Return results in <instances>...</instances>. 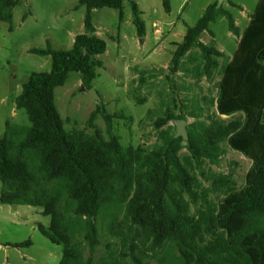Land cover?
<instances>
[{
  "label": "trees",
  "instance_id": "trees-1",
  "mask_svg": "<svg viewBox=\"0 0 264 264\" xmlns=\"http://www.w3.org/2000/svg\"><path fill=\"white\" fill-rule=\"evenodd\" d=\"M123 1L78 0L86 7L85 32L76 36L72 49L31 50L51 57L52 68L31 74L16 99L29 124L8 121L0 137V202L42 208L51 223L39 230L63 246L60 264H264V0H259L243 34L218 2L187 28L170 71L184 70L197 81L205 76L213 82L224 56L214 42H202L212 23L226 17L240 41L221 69L216 98L206 101L209 110L215 108L210 123L201 120L202 100L188 105L173 98L174 105L153 121L159 136L152 148L123 145L114 133V119L131 117L110 114L103 104L90 124L102 115L109 139L69 132L55 102L56 89L71 73L80 74L86 90L93 88L107 51L93 12L122 11ZM128 1L143 38V12L135 0ZM19 3L0 0V22L12 25ZM164 8L171 11L169 0ZM189 117L195 121L187 127L189 144L183 146L182 138L175 137L176 127L162 128ZM225 145L252 161L242 188L231 176L205 173L206 165H221ZM183 150L189 154L182 155ZM31 245L30 240L7 244Z\"/></svg>",
  "mask_w": 264,
  "mask_h": 264
},
{
  "label": "rangeland",
  "instance_id": "rangeland-1",
  "mask_svg": "<svg viewBox=\"0 0 264 264\" xmlns=\"http://www.w3.org/2000/svg\"><path fill=\"white\" fill-rule=\"evenodd\" d=\"M143 12L146 35L140 37L133 22L131 4L123 1L121 10L96 9L93 23L99 37L107 43V51L101 56L104 67L92 86L110 113H123L127 118L114 119V133L125 146L145 145L152 148L158 142L159 131L153 121L169 105L173 98L188 105L202 100L205 112L201 118L210 123L215 108L207 107V99L216 98L221 69L231 60L238 47V37L230 32L229 22L220 16L202 36L205 44L215 43L224 52L213 82L204 76L197 81L184 70L170 71L173 55L183 41L187 28L197 24L208 6L218 0H169L171 11L166 12L164 0H135ZM259 0H230L222 7L236 20L240 33L248 24L243 16H252ZM86 7L78 0H20L14 9L12 25L0 22V137L5 133L8 121L28 125L25 110H18L16 99L23 84L33 73L50 72L52 59L31 53L32 49L70 50L77 35L85 32ZM154 24L156 27H154ZM10 26L13 31H10ZM144 81L141 82L142 73ZM83 87L79 73H71L66 84L55 91L56 106L67 131H84L88 135L99 134L106 140V123L98 115L90 124L98 105ZM188 88V89H187ZM149 111H154L148 113ZM223 118V117H222ZM228 119V118H223ZM233 120L228 119V121ZM195 121L187 118V127ZM176 127L170 121L162 129ZM174 132L173 130H171ZM226 154L220 166L206 165L205 173L231 176L239 188L245 185L251 161L241 153L225 145ZM182 155H188L183 150ZM200 175V174H199ZM205 186L210 182L204 180ZM2 183L0 182V193ZM51 218L42 208L6 205L0 202V264H60L63 246L53 244L39 230L40 225L49 226ZM30 240L31 246L13 247Z\"/></svg>",
  "mask_w": 264,
  "mask_h": 264
},
{
  "label": "water",
  "instance_id": "water-1",
  "mask_svg": "<svg viewBox=\"0 0 264 264\" xmlns=\"http://www.w3.org/2000/svg\"><path fill=\"white\" fill-rule=\"evenodd\" d=\"M227 1L228 0H218V5L222 6ZM81 91H86V88L82 87ZM87 92L100 105L102 104L101 98L99 97L98 93L94 89L87 90ZM222 117L227 118L228 116L223 115ZM187 124H188V122L185 119H178L175 121V126H176L175 137L176 138H182V145L183 146H188V144H189V133L187 130Z\"/></svg>",
  "mask_w": 264,
  "mask_h": 264
},
{
  "label": "crops",
  "instance_id": "crops-1",
  "mask_svg": "<svg viewBox=\"0 0 264 264\" xmlns=\"http://www.w3.org/2000/svg\"><path fill=\"white\" fill-rule=\"evenodd\" d=\"M242 13H243V16L247 19V22H248V24H249V22H250V20H251V16H248V15H245V13L242 11ZM236 21V20H235ZM248 24H247V26H248ZM237 25V24H236ZM247 26H246V28H247ZM239 28V27H238ZM241 34H243V33H241ZM238 37V36H237ZM239 41H240V37H238V43H239ZM228 118V117H227ZM251 161V160H250ZM251 166H252V161H251ZM45 227H48V226H45Z\"/></svg>",
  "mask_w": 264,
  "mask_h": 264
},
{
  "label": "built area",
  "instance_id": "built-area-1",
  "mask_svg": "<svg viewBox=\"0 0 264 264\" xmlns=\"http://www.w3.org/2000/svg\"><path fill=\"white\" fill-rule=\"evenodd\" d=\"M154 27H156V25L154 24Z\"/></svg>",
  "mask_w": 264,
  "mask_h": 264
}]
</instances>
